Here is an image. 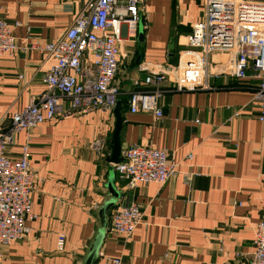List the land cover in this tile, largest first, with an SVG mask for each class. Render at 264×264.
Returning <instances> with one entry per match:
<instances>
[{
  "label": "crops",
  "instance_id": "1",
  "mask_svg": "<svg viewBox=\"0 0 264 264\" xmlns=\"http://www.w3.org/2000/svg\"><path fill=\"white\" fill-rule=\"evenodd\" d=\"M85 3L0 0V19L12 28L19 46L14 55L0 57V131L10 127L14 112L46 90L44 75L54 60L31 46L60 37ZM144 10L134 27L123 29L120 45L115 82L120 86L121 148L164 149L176 173L163 184L125 189L111 162L113 110L58 116L32 127L30 199L36 217L26 221L30 230L23 240L0 245V264H81L106 203L111 206L94 264H105L106 257H119L121 264H248L255 227L264 219V107L253 98L257 82L216 76L210 78V89H199L164 81L160 118L131 113L130 91L150 89L141 84L147 71L140 68L177 62L192 24L204 17V0H147ZM171 42L174 56L168 64ZM25 139V132L15 134L10 157H18ZM97 141L103 145L100 152L94 148ZM111 177L116 197L108 186ZM132 202L142 211L141 222L128 237L114 234L113 209ZM58 233L66 237L61 252L56 250Z\"/></svg>",
  "mask_w": 264,
  "mask_h": 264
},
{
  "label": "built area",
  "instance_id": "2",
  "mask_svg": "<svg viewBox=\"0 0 264 264\" xmlns=\"http://www.w3.org/2000/svg\"><path fill=\"white\" fill-rule=\"evenodd\" d=\"M144 2L86 0L60 37L31 46L51 55L54 62L44 75V93L14 112L10 127L0 131V245L23 240L30 230L26 221L36 217L31 212L34 175L29 162V130L58 116L114 109L120 93L115 76L123 29L137 24ZM182 45L175 64L140 68L147 71L141 84L150 89L130 91L131 113L150 112L158 119L162 116L158 100L164 81L176 88L210 89V78L216 76L255 80L253 98L264 107V0H204V17L192 24ZM18 49L12 28L0 19V57L12 56ZM213 54L222 57L214 59ZM134 85L140 82L134 80ZM22 131L25 142L18 157L12 158L8 149L15 134ZM94 148L100 152L102 142H94ZM120 157L114 169L125 181V189H133L138 183L163 184L176 173V164L164 149L131 144L121 148ZM90 207L95 209L97 203L93 201ZM141 219L142 211L136 203L116 205L110 231L128 237ZM65 241V234L58 233V252L64 249ZM252 246L248 264H264V219L255 227ZM105 264H121V260L106 257Z\"/></svg>",
  "mask_w": 264,
  "mask_h": 264
},
{
  "label": "water",
  "instance_id": "3",
  "mask_svg": "<svg viewBox=\"0 0 264 264\" xmlns=\"http://www.w3.org/2000/svg\"><path fill=\"white\" fill-rule=\"evenodd\" d=\"M141 36H142V30L139 27V37L141 38ZM174 46H175L174 42H171L168 45V50H169L168 51L169 52L168 64L173 63ZM113 113L115 115V125H114V130L112 133L111 162L117 163L121 160V157H120L121 142H120L119 132H120V128L122 125L121 108H120L118 101H117V103L113 109ZM113 181L114 180L111 177L108 186H109L110 192L112 193L113 197H116L118 193L113 187ZM110 206H111V204L109 205V203H106L100 209V211H99V215H100V219H101L100 229L98 230L92 244L89 247V250H88L86 257L81 264H94V262L97 258L98 248H99L100 243L104 237V230H105V226H106V222L104 220L105 212L108 210V208Z\"/></svg>",
  "mask_w": 264,
  "mask_h": 264
},
{
  "label": "rangeland",
  "instance_id": "4",
  "mask_svg": "<svg viewBox=\"0 0 264 264\" xmlns=\"http://www.w3.org/2000/svg\"><path fill=\"white\" fill-rule=\"evenodd\" d=\"M147 0H145V2H146ZM145 2L142 4V7H141V13H144V9H145ZM131 40H134V39H131Z\"/></svg>",
  "mask_w": 264,
  "mask_h": 264
}]
</instances>
